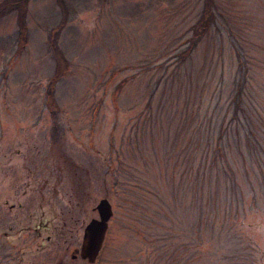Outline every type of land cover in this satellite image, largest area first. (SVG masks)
<instances>
[{"label":"rangeland","instance_id":"rangeland-1","mask_svg":"<svg viewBox=\"0 0 264 264\" xmlns=\"http://www.w3.org/2000/svg\"><path fill=\"white\" fill-rule=\"evenodd\" d=\"M49 174L87 192L73 248L111 205L93 264H264V0H0V193Z\"/></svg>","mask_w":264,"mask_h":264},{"label":"flooded vegetation","instance_id":"flooded-vegetation-1","mask_svg":"<svg viewBox=\"0 0 264 264\" xmlns=\"http://www.w3.org/2000/svg\"><path fill=\"white\" fill-rule=\"evenodd\" d=\"M54 176V174H49L48 178L42 176V178L34 179L32 183L29 178L19 179L16 186L11 189L12 178L9 177L7 188L5 187L4 191L0 193V225H4V213L7 212V216H10L13 212L12 221L6 222V230L11 225L10 227L13 226L11 230L19 228L20 231H27L24 243L20 245L21 258L18 260L20 263L25 264L26 259H30L29 264H37L35 260L31 261L34 257L32 252L34 248L51 255L47 259L50 261L49 264H58L57 260L52 262L58 243L67 246L65 251L70 252L69 258L80 257L79 250L73 248V243L77 242L79 236L78 217L87 216V211H89L87 192L80 190V193H74L73 179L78 176H71L73 178L71 181L64 176H62L64 179H57ZM78 179L80 183L83 181L82 178L78 177ZM58 186L62 188L60 189L62 195L59 194ZM9 203L12 205L9 206ZM91 211L96 215V218L93 216L91 220L98 219L96 207H92ZM2 234L7 235L6 232ZM26 251L30 253L26 255ZM5 257H8V254L3 258Z\"/></svg>","mask_w":264,"mask_h":264},{"label":"water","instance_id":"water-1","mask_svg":"<svg viewBox=\"0 0 264 264\" xmlns=\"http://www.w3.org/2000/svg\"><path fill=\"white\" fill-rule=\"evenodd\" d=\"M98 219L91 220L85 227L80 246V257L88 263L95 262L105 238L107 223L112 215L111 207L106 200H101L96 206Z\"/></svg>","mask_w":264,"mask_h":264},{"label":"trees","instance_id":"trees-1","mask_svg":"<svg viewBox=\"0 0 264 264\" xmlns=\"http://www.w3.org/2000/svg\"><path fill=\"white\" fill-rule=\"evenodd\" d=\"M199 33V32H198ZM198 36H199V34H197L196 36H195V40L198 38ZM194 45V44H193Z\"/></svg>","mask_w":264,"mask_h":264}]
</instances>
